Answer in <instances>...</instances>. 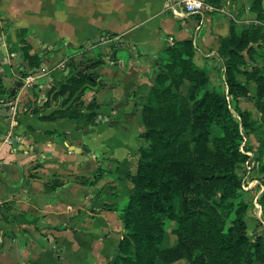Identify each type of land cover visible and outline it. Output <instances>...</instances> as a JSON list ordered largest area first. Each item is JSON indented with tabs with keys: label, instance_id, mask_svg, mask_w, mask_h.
<instances>
[{
	"label": "crops",
	"instance_id": "1",
	"mask_svg": "<svg viewBox=\"0 0 264 264\" xmlns=\"http://www.w3.org/2000/svg\"><path fill=\"white\" fill-rule=\"evenodd\" d=\"M184 1L0 0V97L15 88L10 98L16 102L14 114L0 115V264H104L111 255L122 223L117 209L106 204L118 187L105 188V170L93 185L81 178L92 179L102 159L113 160L118 175L134 168L143 129L135 99L151 84L166 45L192 40L195 64L227 91L218 39L228 34L231 18L240 24L255 20L251 0H220L219 6L202 0L198 14H184ZM20 28L29 53L43 63L33 87L23 85L21 51H10L19 47ZM102 36L116 42L90 47ZM93 56L100 61L79 70L97 74L80 95L84 105L96 101L94 121L79 127L73 118L42 119L62 107V96L49 95L75 73L69 62ZM61 61L63 68L54 67ZM249 87L253 95L255 84ZM53 181L62 184L47 190Z\"/></svg>",
	"mask_w": 264,
	"mask_h": 264
},
{
	"label": "trees",
	"instance_id": "2",
	"mask_svg": "<svg viewBox=\"0 0 264 264\" xmlns=\"http://www.w3.org/2000/svg\"><path fill=\"white\" fill-rule=\"evenodd\" d=\"M207 2L220 5V0ZM249 9L261 23L240 24L231 18L228 34L218 39L226 92L193 61L192 40H176L163 48L153 84L141 103L145 144L137 148L135 173L123 176L133 185L119 210L123 233L108 264H171L180 259L188 264H264V233L249 235L246 215L252 203L239 197L236 173L245 158L239 145L247 133H255L257 157L264 156V139L258 133L264 130V0H251ZM16 36L19 47L10 51L20 50L30 68L39 67L40 58L29 53L26 30L18 29ZM98 57L69 62L75 73L49 95L62 96V107L42 119L73 118L79 127L94 121L96 101L84 105L80 95L96 83L97 74L79 67L99 62ZM250 83L255 84L253 95ZM245 98L253 101L257 118L240 106ZM61 184L53 181L47 190ZM260 202L264 214V189ZM168 220L176 237L171 244H165Z\"/></svg>",
	"mask_w": 264,
	"mask_h": 264
},
{
	"label": "rangeland",
	"instance_id": "3",
	"mask_svg": "<svg viewBox=\"0 0 264 264\" xmlns=\"http://www.w3.org/2000/svg\"><path fill=\"white\" fill-rule=\"evenodd\" d=\"M247 22L244 23H249L250 19H247ZM153 84V79L151 80V84L145 85L144 87L141 88V92L138 93L137 97H136V101L138 102L139 105H141V103H144L149 90L151 88ZM190 86V82H187L186 84H184L182 86V92H186L187 89ZM221 90L225 89V86H220ZM226 92V91H225ZM249 92L253 93L252 89L249 87ZM243 103L242 105H240L242 108L248 109L251 112V118H257L259 115L256 107L253 104V101L250 98H245L242 99ZM229 108L231 109V111L235 114L234 109H233V103L228 105ZM235 117L236 114L234 115ZM257 116V117H255ZM259 126V125H257ZM256 126V127H257ZM215 131H213L214 134L217 133V130L214 129ZM144 128L142 129V132L140 133V137H141V144L140 145H144L145 141L143 139V137L141 136V134L143 133ZM258 133H260L264 139V130L263 131H259ZM247 135V136H246ZM245 138H248L245 140V144H240L239 145V151H241L244 155L245 158L242 162H240L237 166H236V173L240 179V193H239V197L242 198L245 202H248L249 200H251L253 197H255L257 195V203L260 205L261 207V215L258 218L257 217V210L253 209V204H252V208L249 209V213L246 215V223L248 225V232L249 235L255 234V233H264V214H263V208H262V204L260 202V197L262 195L263 189H264V156H259L257 157V149L259 146V141L257 139V136H255V133L250 132V134H246ZM244 141V139L242 138V142ZM249 142V144H247ZM139 145V146H140ZM138 146V147H139ZM138 151H137V160L133 165V169H131V171H126V172H132L131 174H134L136 171V165H137V161H138ZM103 161H101L103 163V168L98 166L95 170H94V176L92 179H87L85 177H83V179L85 181H82L83 183H88L91 180H94V178L97 175H100L99 178L96 179L99 180L101 178V176L103 175L104 170L106 171V173H109L110 175L107 176V185H105L106 189H113L116 186L118 187V192L115 194V196L113 197V203L112 204H106L107 206L110 205V207H114L117 209L118 211V215L120 213V208L124 205L125 202V195L128 193L129 189L132 187V182L128 179H124L122 175H118L116 173V168L117 165L113 160L110 159H102ZM106 167V169H105ZM95 181V182H96ZM94 182V183H95ZM89 184V185H93ZM245 187H248V189H245ZM259 193V194H258ZM114 194V193H113ZM252 197V198H251ZM251 202V201H250ZM120 219V218H119ZM121 221V220H120ZM173 227V222L172 221H166V232H167V237H166V241L165 244H171L175 241V235L171 232ZM122 232H123V227L121 228V234L120 236L122 237ZM118 241H115V238H113L111 240L112 242V246H111V255L104 257L102 260L104 264H108L109 258H112L114 256V254L116 253L117 250V245L119 242L120 237L117 236ZM102 239V238H101ZM70 245V244H68ZM56 249H61L60 245L56 246ZM61 251V250H60ZM171 264H188L187 261L185 259H180L174 263Z\"/></svg>",
	"mask_w": 264,
	"mask_h": 264
},
{
	"label": "built area",
	"instance_id": "4",
	"mask_svg": "<svg viewBox=\"0 0 264 264\" xmlns=\"http://www.w3.org/2000/svg\"><path fill=\"white\" fill-rule=\"evenodd\" d=\"M204 7V3L202 0H185L183 2V12L184 14H198L202 11ZM253 23H259L256 20L252 21ZM169 43H172V37H169L168 39ZM116 42V38L113 37H107V36H102L99 40H97V42L95 43H91L90 47H92L93 45H97V44H109V43H115ZM89 46V45H88ZM60 67L63 68L64 67V62L61 61L59 62L56 66L54 67ZM41 77V74L39 73H26L23 76V85L26 87H33L35 84H39V78ZM7 105L8 106V111L11 114H14L16 112V102L13 101L9 96H2L0 97V106H4ZM244 141L242 142V144H245V140L246 138L243 137ZM10 136H5L3 141L6 142L7 144L10 143ZM245 189H248V187H245ZM259 194V193H258ZM252 198V197H251ZM257 195L255 197H253L251 199V203L253 204V209L257 210V217L259 218L261 215V207L260 205L257 203ZM251 204V205H252Z\"/></svg>",
	"mask_w": 264,
	"mask_h": 264
},
{
	"label": "water",
	"instance_id": "5",
	"mask_svg": "<svg viewBox=\"0 0 264 264\" xmlns=\"http://www.w3.org/2000/svg\"><path fill=\"white\" fill-rule=\"evenodd\" d=\"M115 52H116L115 49H113L111 54H110V56H109L110 59H114ZM17 60L19 62V65H21L24 68L25 72L29 73V74L34 73V72L38 71L40 68L43 67V63H41L38 68H30L28 61L27 60H23L21 58L20 52H17ZM115 63H117L119 66L122 64V62H120V61L115 62ZM94 64H95V62H90L88 64L86 63L83 67L84 68H88L89 66H93ZM19 86H20V82H17L16 87H19ZM14 91H15V88H13L11 90L10 94H13ZM10 114L11 113L8 111V106L7 105L0 106V115L1 116H8ZM12 144H15V141L14 142L12 141ZM77 152H81V149H79V150L77 149Z\"/></svg>",
	"mask_w": 264,
	"mask_h": 264
}]
</instances>
